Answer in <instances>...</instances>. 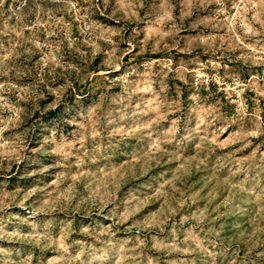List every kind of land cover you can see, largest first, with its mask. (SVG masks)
Instances as JSON below:
<instances>
[{"label": "rangeland", "instance_id": "obj_1", "mask_svg": "<svg viewBox=\"0 0 264 264\" xmlns=\"http://www.w3.org/2000/svg\"><path fill=\"white\" fill-rule=\"evenodd\" d=\"M0 264H264V0H0Z\"/></svg>", "mask_w": 264, "mask_h": 264}]
</instances>
